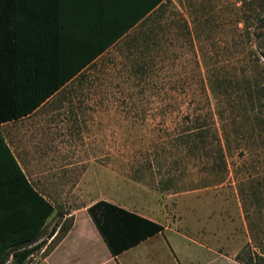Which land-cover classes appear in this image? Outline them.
<instances>
[{"label": "rangeland", "instance_id": "374dc122", "mask_svg": "<svg viewBox=\"0 0 264 264\" xmlns=\"http://www.w3.org/2000/svg\"><path fill=\"white\" fill-rule=\"evenodd\" d=\"M158 18L161 51L152 74L133 75L128 48L110 49L86 71L91 86L84 94L103 102L87 104L81 133L60 136L66 149L50 152L63 165L43 168L49 182L33 184L51 190L54 208L35 244L46 242L52 227L59 233L24 264H45L71 224L63 215L102 195L178 228L189 214L219 213L220 230L239 258L257 255L264 264L262 129L247 118L253 130L230 137L226 164L196 158L179 139L187 118L205 112L210 81L237 83L248 73L264 87V0H167Z\"/></svg>", "mask_w": 264, "mask_h": 264}, {"label": "crops", "instance_id": "0c3cea01", "mask_svg": "<svg viewBox=\"0 0 264 264\" xmlns=\"http://www.w3.org/2000/svg\"><path fill=\"white\" fill-rule=\"evenodd\" d=\"M26 2L38 15L36 20L40 22L26 13L18 22L20 28L25 29L26 34H59L66 54L84 56L94 53L99 47L106 46L107 39L111 38L112 34H124L109 43L106 49L33 111L0 124L4 142L26 179L33 189L53 206L50 199L51 190L37 188L33 184L49 182L50 175L44 173L43 168L63 165L59 158L52 159L50 152L66 149L62 140L64 135L81 133V121L88 118L87 113H90L87 104L103 102L101 97L84 94L91 86V81H86L84 76L86 71L110 49L119 51L127 48L126 34H159L161 29L158 16L162 10L160 7L165 5L167 0L160 1L148 13L154 12L148 21L145 10L151 0ZM131 22L135 23L121 33ZM39 174L41 176H38ZM98 201L111 204L127 213H116L114 216L113 212H110V217H106L109 232L113 235L114 253L87 212L88 207ZM197 205L199 209L204 210V203ZM53 213L46 220L43 230ZM116 216L117 219L121 217V221L116 220ZM66 218H71L70 227L45 255V264H55V257L57 264H243L237 261V250L227 243L223 230H220L223 219L219 213L212 219L206 213L189 214L179 221L181 227L178 228L164 216L158 217L131 207L114 195H102L84 207L64 214L62 220ZM175 222H178V218ZM120 223L123 224L119 226ZM149 223L160 226L161 230L152 234L153 227ZM55 233L49 235L46 242L42 241L43 246L50 243ZM9 257L11 254L5 259L6 264H10V259L12 261Z\"/></svg>", "mask_w": 264, "mask_h": 264}, {"label": "trees", "instance_id": "16d2710c", "mask_svg": "<svg viewBox=\"0 0 264 264\" xmlns=\"http://www.w3.org/2000/svg\"><path fill=\"white\" fill-rule=\"evenodd\" d=\"M160 1L147 3L145 13L148 14ZM26 13L40 22L26 0H0V124L33 111L106 49L109 43L124 35L112 34L106 46L99 47L94 53L70 55L62 48L59 34H26L25 29L18 25ZM153 13L148 14L147 21ZM134 23L128 24L121 33ZM125 37L129 55L133 56L130 70L141 80L154 71L156 56L161 51L158 42L161 34H126ZM208 93L204 102L205 112L187 118L185 134L179 139L191 152L199 153L196 158L206 157L226 164L225 146L228 148L230 137H239L242 129L253 130L246 125L247 118L256 121L264 132V115H261L264 113V87L257 75L244 73L237 83L210 81ZM53 210V206L28 182L0 132V264H6L9 254L11 264H24L40 249L42 242L35 243ZM87 212L114 253L113 235L109 232L106 217H110V212L113 215L127 213L103 201L88 207ZM116 220L121 221V217L117 219L116 216ZM149 224L153 227L152 234L161 230L160 226ZM55 231L56 227H52L50 235ZM12 248L17 250L11 251ZM236 259L243 264H262L263 258L253 255L244 261L237 255Z\"/></svg>", "mask_w": 264, "mask_h": 264}]
</instances>
